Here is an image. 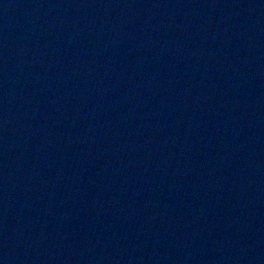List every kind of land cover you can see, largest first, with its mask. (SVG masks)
Listing matches in <instances>:
<instances>
[{
    "label": "water",
    "instance_id": "95a60500",
    "mask_svg": "<svg viewBox=\"0 0 264 264\" xmlns=\"http://www.w3.org/2000/svg\"><path fill=\"white\" fill-rule=\"evenodd\" d=\"M0 264H264V0H0Z\"/></svg>",
    "mask_w": 264,
    "mask_h": 264
}]
</instances>
